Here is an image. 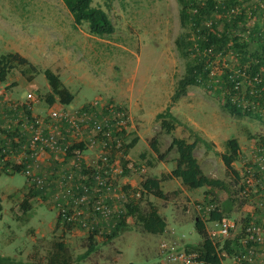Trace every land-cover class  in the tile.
<instances>
[{
    "label": "rangeland",
    "instance_id": "rangeland-1",
    "mask_svg": "<svg viewBox=\"0 0 264 264\" xmlns=\"http://www.w3.org/2000/svg\"><path fill=\"white\" fill-rule=\"evenodd\" d=\"M223 1L215 0L218 8ZM92 5L107 12L114 25L112 34L104 37L90 34L86 22L75 26L72 14L62 0H0V56L6 52H17L36 67L33 71L27 64L13 63L5 80L0 81V91L7 97L12 95L13 99H24L31 91L39 98L33 113L39 115L41 111L40 114H44L51 105L46 101L51 89L43 73L48 68L57 73L63 86L74 94L69 104L56 100L53 103L56 107H79L97 97L123 107L129 125L125 134H121V142L128 143L137 137V143L126 154L118 152L113 159L114 168L120 169L114 176L116 186L124 184L128 192L141 191L143 199L152 202L165 219L166 228L162 234L131 228L108 241L94 232L96 248L89 256L77 261L75 257L88 246L87 236L94 230L92 226L95 222L105 232H109L108 226L111 227L114 222L110 225L102 217H93L89 209H81L79 199L71 205L74 210L70 209V222L62 217L59 220L60 209L49 203L52 198L41 197L42 194L30 197L27 195L29 185L25 175L22 172H5L1 168L0 255L46 264L45 257L51 241L64 240L74 258L72 264H154L162 260L161 243L184 249L189 245H198L201 237L194 222L202 219L209 236L217 244L221 261H224L221 264H226L224 240L239 239L242 230L240 227L228 236L213 235L216 222L208 220L209 213L214 206L222 208L224 200L230 198L233 203L226 212L229 215L224 217L235 218L240 226L249 221L262 224L263 220L253 219L248 212L256 208L254 206L260 209V202H264V107L259 105L257 109L261 119L234 116L224 107L225 100L230 97L242 99V105H246L247 98L243 95L248 93L252 96L254 91L252 82L243 73V78L237 85L235 83L234 88L237 90L239 87V92L235 94L221 80L228 72L235 76L241 74L237 66H241L242 57L232 45V37L221 53L213 54L212 59L206 61L209 71L199 85H188L185 94L176 101H172V94L178 80L185 74L187 64L203 56L204 51L198 42L202 38L200 27L214 23L220 31L224 22L237 19L244 12L243 20L237 21L239 26L230 30L232 34L240 35V41L249 49L259 50L258 43L264 41V0H237L225 12L205 8L199 17V28L193 24L181 26L179 0H93ZM194 12L189 10L190 15ZM256 26L262 33L260 40L257 39L258 32L253 31ZM183 34L188 35L192 42L186 49L189 52L186 55H182L175 46L176 38ZM107 48H110L111 54H105ZM258 59L254 57L243 65L248 68ZM98 62L101 73L97 71ZM260 68V76L264 80V65ZM99 78L100 91L96 86ZM107 85L115 87L111 89ZM119 95L130 99L131 106L111 97ZM167 106L179 120L170 133L161 130L155 117ZM3 125L0 121V144L5 145V134L9 135L10 129ZM55 125L47 126V130L61 136L60 126ZM154 136L159 153L165 150L172 137L197 140L194 155L203 173L224 180L229 192L207 186L194 188L183 183L172 174L177 162L175 149L165 159L159 160L149 147ZM81 138L84 141V136ZM228 138H236L239 143L240 155L232 163L238 173L237 179L234 173L227 170L219 155L226 150L225 141ZM101 143L103 139L97 135L93 143L84 145L82 154L75 156L74 160L62 153L45 152L43 160L48 165L57 166L55 169L49 165L42 171L69 169L73 185L88 184L89 195H92L96 192L92 173L97 170ZM42 153H36L37 160ZM13 162L11 160L6 166L10 168ZM129 178L134 185L128 183ZM150 178L157 181L154 187L148 183ZM241 188L246 191L242 192ZM24 198H29L26 211L20 207ZM113 200V207L118 206L117 200ZM59 202L65 204L63 199ZM17 216L19 219H16ZM127 222H132V219L128 218ZM240 245L245 244L240 242ZM243 252H239L240 256L244 255Z\"/></svg>",
    "mask_w": 264,
    "mask_h": 264
},
{
    "label": "trees",
    "instance_id": "trees-1",
    "mask_svg": "<svg viewBox=\"0 0 264 264\" xmlns=\"http://www.w3.org/2000/svg\"><path fill=\"white\" fill-rule=\"evenodd\" d=\"M62 1L64 2L68 11L72 14L75 26L86 22L89 33L99 37L108 36L114 32V25L111 22L107 12L99 6L92 5L93 0ZM179 2L181 4V8L179 10V20L181 26L184 27L187 24H193L194 27L197 26L199 28V17L201 13L204 12L205 8L209 9L208 11L218 10L225 12L229 7L236 4L237 0H225L221 2L222 6L219 5L220 8L217 7V3L215 2V0H201L202 5L199 0H179ZM189 10H194L195 12L190 15ZM243 14L244 12H241L238 15L237 19H229L227 20V22H224V25L220 31L216 29V25L214 23H211L210 25H206L204 27H200L199 33L202 38H200L198 42L200 45V49L204 51L203 56H199L198 58L194 59L193 62H189L187 64L185 74L178 80L176 89L172 94V101H176L181 95H184L188 85H199L203 81V78L207 76L209 71L206 61L209 59L211 60L213 54L221 53L225 49L229 38L232 37V45H234V47L240 51L242 57L241 66H237V71L241 72V74L235 76V74H233L232 72H228L223 75V78L221 80L226 84V87H229L230 92L235 94L239 92L238 86L237 90L234 88L235 83L243 78V73L252 82L254 91L252 96H249L248 93L243 95L244 98H247L246 105H242V99H232V97H230L225 100L224 107L227 108L229 113L234 116L245 115L254 116L258 119L262 118L257 109L259 105L264 107V80L260 76L262 71L260 67L264 65V41L258 43V46L260 47L259 50H251L249 49L247 44H242V42L240 41V35L232 34L230 29L232 27L235 28L239 26L237 21L241 19L243 20ZM254 29L253 31L258 32L259 34L257 39H262L260 28L256 26ZM187 36L188 35L183 34L177 37L175 40V46L182 55L189 54L186 49L188 45L192 43L187 38ZM254 57H258V61H253L252 63H250L248 68H245L243 64ZM13 63L27 64L31 70L36 71V67L19 53L6 52L0 56V81L5 80L6 74L13 66ZM43 73L51 89L46 95V101L48 102V104H53L56 100L61 104H69L73 100L74 94L67 87L63 86L59 75L48 68H46ZM231 73L233 74V76H231ZM254 76H257L255 80L253 79ZM258 78L260 79L259 81ZM89 102L84 103L79 107H86L85 105H87ZM155 117L157 120H159L161 130L165 131L166 133H170L172 130H174L176 124L179 123V120L176 118V116H174V114L170 112L169 106H167L163 111L158 112ZM9 125L10 132L8 134L14 137L17 134V126H15V124L10 121ZM125 130L126 128H124L123 130H117L115 125L111 128L112 134L119 135L120 137L121 134H125ZM99 137L102 138L103 135L100 133L98 135V138ZM136 143L137 137H134V139L132 141L130 140V142L128 143L121 142V155L122 153L126 154V152ZM196 145L197 140L187 141L182 137H172L169 145L165 148V150L162 153H159L156 136L152 137L149 142V147L157 154L159 160L165 159L167 154L171 150L175 149L177 153V162L172 174L178 177L183 183L194 188L207 186L209 188H216L229 192L228 185L224 180L213 178L203 173L199 161L194 155ZM122 146L124 149H122ZM82 148H84L83 142L71 144L66 150V158L73 159L76 154H73L72 152L76 149L80 150ZM225 148L226 150L222 153H219V155L227 170H230L232 173H234L235 179H237L238 173L233 169L232 163L236 161L240 155L238 140L236 138H228L225 141ZM15 167L14 172H20L19 167ZM53 167L55 168V166ZM42 170L43 169H41L40 172L47 173L45 179L43 180H40L37 177L39 175H36L32 179L25 176L27 184L29 185L27 195L32 197L36 194H42L41 197H49L50 199L52 198L51 200H49V203L51 206L53 205V207H58L60 209L58 213L59 215L57 216L59 220L62 217V219H67V222H70L69 219L71 217L69 212L70 209L74 210V208H71V205L75 203V199H78L81 186L77 183L73 185V183L71 182L73 178H71V172H69V169H65L63 171ZM3 171L8 172L4 169ZM148 183H151V186L154 187L153 185L157 183V181L150 178L148 180ZM241 190L243 191L245 190V188H241ZM141 194L142 192L140 191V196L138 198L134 196H128L126 200L119 199L117 201V207H113V201L111 199H108L111 207L116 210L110 211L109 215L106 216V218H103L100 210L95 208H92V210L89 209L90 213L93 214V217L97 219H101L102 217L103 220L109 221L110 225L112 224V222H114V224L111 227L108 226L109 232H105L103 231V229H100V226L97 225L98 222H95V225L92 226L94 230L91 231V233L87 236V248L82 253L78 254L75 257V260H82L94 251V249L96 248V242L94 240L96 239L94 238L96 237L95 233H99L100 236H104V240L106 241L113 239L120 232L131 228H135L146 233L162 234L166 228L165 219L160 215L157 208L152 204V202L148 201L145 198L143 199V196ZM60 199H63V202L65 204L59 202ZM121 200L124 202L121 203ZM232 203L233 200L227 198L222 203V208L220 207L219 209L218 206H214L209 213L208 220L217 222L220 221L224 217V215L228 216L229 214L226 212H229ZM20 207L24 211H26L29 207V198H24V200L20 203ZM128 218H131L132 222H127ZM16 219H19V216H17ZM86 219L88 220L89 216ZM65 224L68 225V223ZM194 226L197 233L201 237V242L198 245H189V247H187L185 250L198 253V256L204 259L208 264H221L222 257L217 250V244L212 241L211 237L208 234V230L205 226V221H203L202 219H197L194 222ZM224 241V249L228 255L244 251L243 247L245 246L240 245L238 238H234L233 240L225 239ZM73 261L74 258L64 240L51 241L50 250L45 257L46 264H72ZM0 264L39 263L24 262L12 258L11 256L0 255Z\"/></svg>",
    "mask_w": 264,
    "mask_h": 264
},
{
    "label": "built area",
    "instance_id": "built-area-1",
    "mask_svg": "<svg viewBox=\"0 0 264 264\" xmlns=\"http://www.w3.org/2000/svg\"><path fill=\"white\" fill-rule=\"evenodd\" d=\"M256 78L257 76H254L253 79ZM4 94L3 91H0V115L5 117L2 127L6 125L7 129L10 126L9 121L13 122L17 126V134L14 137L5 134L6 144H0V169L10 172L17 168L15 166H18L20 172L26 177L32 179L39 175L37 177L43 180L46 174L35 169L36 153L43 152L41 155H44L45 152H58L66 155V150L71 144L83 142L84 147L88 142L93 143L96 136L101 133L103 135L101 158L99 157L97 160V170L92 173V179L96 182V192L89 195V185H80L81 194L83 195L79 196L78 205L81 209H98L103 217H106L110 211L116 210L110 207L108 199L115 198L118 201L119 199L126 200L128 195L136 198L140 196V191L128 192L126 190L128 187H125L124 184L122 187H117L114 178L117 175L116 173L120 172V169L114 168L113 159L118 152L121 154V137L112 134L111 128L114 125L117 130L127 128L129 118L123 107L102 100V97H97L85 105L86 107L67 108L65 106L56 107L51 104L44 114L37 115L33 113L35 105L39 101L36 94L29 91L24 99H13ZM236 99L238 98L236 97ZM4 110L13 112L5 113ZM8 116H11V118ZM53 122L60 126L61 136L47 130V126L55 125ZM82 136H84V141L81 138ZM83 150V148L76 149L72 153L76 154V157H80ZM6 160H13L15 165L11 164L9 168L6 165L10 161ZM260 207L264 211V202H260ZM240 227L242 230V236L239 238L240 242L244 244L252 242L260 246L261 251L249 248L248 252L251 256L257 253V257L262 258L264 261V223L249 221L240 226L235 218L223 217L216 222V229L212 234L228 236ZM161 247L162 260L154 264H208L194 251H186L184 248L172 245L168 246L166 243H161Z\"/></svg>",
    "mask_w": 264,
    "mask_h": 264
},
{
    "label": "crops",
    "instance_id": "crops-1",
    "mask_svg": "<svg viewBox=\"0 0 264 264\" xmlns=\"http://www.w3.org/2000/svg\"><path fill=\"white\" fill-rule=\"evenodd\" d=\"M111 48V47H110ZM110 48H107L106 49V51H105V54H108V53H110L111 54V50H110ZM100 51H102V47H100ZM106 66V65H105ZM96 67H97V71L98 72H100L101 73V71H100V63L98 62L97 64H96ZM104 67V66H103ZM104 68H106V67H104ZM96 79H98V78H96ZM95 79V80H96ZM97 87H98V90L100 91V78H99V82L97 83V85H96ZM109 88H111V89H113L115 86H112V85H107ZM103 88H104V91L106 90V88L103 86ZM119 88V87H118ZM130 92V91H129ZM9 97H13L12 95H10ZM113 99H115L116 101H118V102H120V103H125L128 107L129 106H131L130 105V102H131V100L130 99H128L127 97H124V96H121V95H119L117 98H115V96H111ZM130 100V101H129ZM135 111H136V107H134L133 108ZM40 113H41V111H40ZM39 113V114H40ZM5 120V117L3 116V115H0V121L1 122H3ZM44 158H46V155H40V157H39V160H37L36 161V165H35V169L36 170H41V169H43V167H49L48 165H47V162L46 161H44L43 159ZM49 165H52V164H50L49 163ZM52 166H57V165H52ZM128 183H131L130 185L132 186V185H134V184H132V182H131V179L129 178L128 179ZM260 197V196H259ZM254 207H256V208H254V209H252L251 211H249L248 213H249V215L253 218V219H256V220H263V221H261L262 222V224L264 223V211L261 209V207H260V209L257 207V206H254ZM260 223V222H259ZM245 247H243L244 248V255L243 256H240V253L239 252H236V256L235 257H232L233 255H228L227 253H226V255H225V263L226 264H264V261L262 260V258H260V257H257L256 259L255 258H253L252 256H257L256 254L255 255H250L249 254V248H253L255 251H261V247L260 246H258V245H256V244H253L252 242H247L245 245H244ZM247 251V253L245 254V252ZM253 258V259H252ZM222 262V261H221ZM224 262V261H223ZM222 262V263H223ZM262 262V263H261Z\"/></svg>",
    "mask_w": 264,
    "mask_h": 264
}]
</instances>
